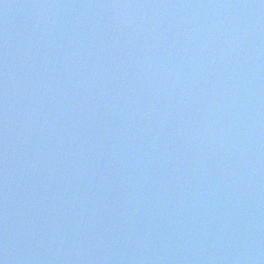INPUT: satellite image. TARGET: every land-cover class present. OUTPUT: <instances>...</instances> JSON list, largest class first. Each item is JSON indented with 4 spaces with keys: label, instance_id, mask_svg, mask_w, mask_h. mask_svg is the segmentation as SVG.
<instances>
[{
    "label": "water",
    "instance_id": "obj_1",
    "mask_svg": "<svg viewBox=\"0 0 264 264\" xmlns=\"http://www.w3.org/2000/svg\"><path fill=\"white\" fill-rule=\"evenodd\" d=\"M2 264H264V0H0Z\"/></svg>",
    "mask_w": 264,
    "mask_h": 264
},
{
    "label": "clouds",
    "instance_id": "obj_2",
    "mask_svg": "<svg viewBox=\"0 0 264 264\" xmlns=\"http://www.w3.org/2000/svg\"><path fill=\"white\" fill-rule=\"evenodd\" d=\"M0 264H2V262H0Z\"/></svg>",
    "mask_w": 264,
    "mask_h": 264
}]
</instances>
